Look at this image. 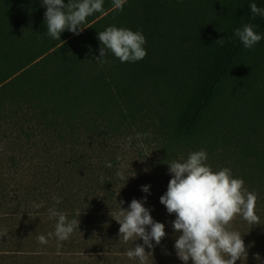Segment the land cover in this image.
Returning a JSON list of instances; mask_svg holds the SVG:
<instances>
[{"label":"trees","instance_id":"16d2710c","mask_svg":"<svg viewBox=\"0 0 264 264\" xmlns=\"http://www.w3.org/2000/svg\"><path fill=\"white\" fill-rule=\"evenodd\" d=\"M251 3L264 8V0H125L120 11L104 0L80 34L55 40L42 0H0V147L10 149L0 154V221L56 223L55 208L79 221L74 232L95 229L122 182L114 146L150 133L139 141L152 142L162 163L205 150L213 170L244 180L260 223L239 233L255 245L264 235V38L249 50L234 35L251 23L264 37ZM108 26L142 32L146 57L122 63L108 53L102 64L98 32ZM33 152L43 165L20 190L5 170L17 174ZM56 243L71 248L75 237ZM253 245L241 259L264 264Z\"/></svg>","mask_w":264,"mask_h":264},{"label":"clouds","instance_id":"9594fccd","mask_svg":"<svg viewBox=\"0 0 264 264\" xmlns=\"http://www.w3.org/2000/svg\"><path fill=\"white\" fill-rule=\"evenodd\" d=\"M124 2L113 0V6L122 11ZM42 4L46 6L47 34L55 40H60L65 30L80 34L84 30L81 25L86 23L88 17L104 10V0H68L67 3L65 0H42ZM249 10L253 19L256 16L264 17V8L258 7L256 3H251ZM234 35L249 50L264 38L251 23L234 29ZM98 39L102 46L97 59L102 64L107 63L104 58L108 53L122 63L137 62L147 55L144 48L146 38L140 31L108 26L98 32ZM223 42V39L216 41L220 44ZM141 135L147 136L150 133L137 134L136 139L139 140ZM132 139L128 137L127 147H131ZM207 159L206 151L198 150L189 153L183 161L170 162L168 170L172 178L166 193L160 197V203L169 214H175L172 227L179 236L175 239L174 248L184 264H188L189 260L191 264H236L241 257L247 256V248L241 233L231 230L230 225L237 216H241L250 225L260 223L255 211L257 196L248 191L244 187V180L234 177L229 168L213 170ZM106 166L112 167L111 163ZM141 190L148 193L149 186H142ZM53 199L57 204L60 203L59 198ZM33 206L41 207L40 204ZM49 216L57 218L54 234L60 241L69 239L78 226L75 219L68 220L65 214L57 212L55 208L49 209ZM114 219L120 225L119 234L124 241L133 238L143 241L142 245L137 244L129 249L127 257L137 259L139 264H146L152 255L146 251V247L154 248L153 241L156 245L160 244L166 236L165 225L155 222L144 202L137 199L131 201L127 210L120 206L119 214ZM38 239L42 244L47 243L44 236Z\"/></svg>","mask_w":264,"mask_h":264},{"label":"rangeland","instance_id":"374dc122","mask_svg":"<svg viewBox=\"0 0 264 264\" xmlns=\"http://www.w3.org/2000/svg\"><path fill=\"white\" fill-rule=\"evenodd\" d=\"M131 137L133 138L131 147L126 146L128 144L126 138H121L114 146V155L120 161L118 172L121 173L122 182L120 181V188H116L115 191L116 201L103 209L106 210L109 219L100 222V226L95 229L87 227V229L73 232L70 237H75V246L71 248L56 243L55 234L52 232L56 223L48 221V217H42L31 226L21 220L11 226L0 221V234H2L0 236V264H139L137 259L128 258L126 253L135 245H142V239L133 238L124 241L119 234L120 225L114 219L119 214L120 206L127 210L133 199L143 201L144 206L150 210L153 220L165 225L166 236L160 244L156 245L153 241L154 248L146 247V251L152 253L146 264H184L177 257L174 248L175 239L179 236V233H176L172 227L175 214H169L166 207L160 203V197L166 193L168 182L172 178L168 170L169 163H162V158L159 156L160 150H157L152 142L141 144L142 141L136 140L134 135ZM5 150L8 153L10 151L5 144H2L0 154ZM33 153L23 156L22 167L19 168L17 174L5 170L12 179L8 181L11 184L16 183L20 190H26L28 185H32L31 180L38 177V170L34 166L38 163L43 165L32 157L37 155L44 160V155ZM1 160L3 158L1 159L0 155ZM183 160L180 159V161ZM95 166L94 164L93 167ZM142 186H149V192H143ZM121 201H123L122 204H120ZM77 223L80 224L79 221ZM245 225L246 221L241 216H237L230 227L233 231L241 232L248 230ZM75 229L77 230V227ZM40 236L45 237L46 244L40 243L38 239ZM255 240V245L252 244L253 249L250 252H253L251 253L253 256H258L264 251V235L255 237ZM251 246H246L247 252ZM188 264H191V260ZM236 264L246 263L241 259L237 260Z\"/></svg>","mask_w":264,"mask_h":264}]
</instances>
